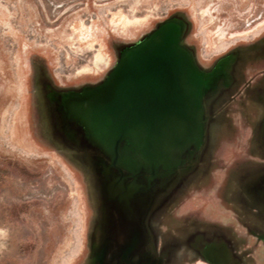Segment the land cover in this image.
I'll return each mask as SVG.
<instances>
[{
    "label": "rangeland",
    "instance_id": "rangeland-1",
    "mask_svg": "<svg viewBox=\"0 0 264 264\" xmlns=\"http://www.w3.org/2000/svg\"><path fill=\"white\" fill-rule=\"evenodd\" d=\"M172 18L188 21L184 42L198 66L249 44L264 50V0H0V264H87L97 242L111 244L112 222L95 221L106 190L86 176L97 179L95 171L60 150V137L51 138L37 78L44 68L61 86L97 82L115 65V47ZM98 53L106 62L96 65ZM263 69L264 60L247 64L233 98L218 96L225 80L203 69L211 82L200 142L169 155L155 175L139 162L136 176L127 171L125 201H108L138 194L135 203L145 206L137 245L152 246V264H264L263 177L253 180L249 203L239 192L251 184L243 173L264 163V132L256 131L264 108L244 94ZM44 96L56 113L58 104ZM197 230L204 233L186 244Z\"/></svg>",
    "mask_w": 264,
    "mask_h": 264
},
{
    "label": "water",
    "instance_id": "water-1",
    "mask_svg": "<svg viewBox=\"0 0 264 264\" xmlns=\"http://www.w3.org/2000/svg\"><path fill=\"white\" fill-rule=\"evenodd\" d=\"M189 28L188 21L177 18L161 21L140 40L121 49L115 65L100 83L65 92L63 96L60 109L65 118L80 124L87 140L121 174L128 171L130 176H136L139 162L144 160L155 175L169 155L200 142L206 109L203 91L211 80L184 42ZM38 88L44 121L52 138L50 112L39 84ZM149 144L154 145L152 152ZM125 180L117 177L111 182L107 189L111 200L123 198ZM133 186L134 182L129 191ZM97 213L95 221L100 217ZM112 217L105 221L113 224ZM97 243L87 264H108L111 244L105 241L104 247ZM121 263L131 264L129 258Z\"/></svg>",
    "mask_w": 264,
    "mask_h": 264
},
{
    "label": "flooded vegetation",
    "instance_id": "flooded-vegetation-1",
    "mask_svg": "<svg viewBox=\"0 0 264 264\" xmlns=\"http://www.w3.org/2000/svg\"><path fill=\"white\" fill-rule=\"evenodd\" d=\"M257 45L249 44L245 47L233 48L228 54L221 58H217L210 67L204 66L203 64L200 66L202 69L210 71L216 75V79L225 80L226 83L221 89H219L217 93L218 96L225 95L233 98L238 91L240 92V89L238 88L246 78L245 69L247 64H254L258 61L264 60V50L260 51L257 48ZM190 48L194 50L191 45ZM104 61L106 62V58L102 53L96 54V65H99ZM253 78L255 79H251L247 81V83H244V89L246 90L244 94L247 95V97H250V99L262 98V89H264V69L260 73H255V77ZM45 91L48 94V98L53 101V104H58L56 113L50 112V117L54 116V118H51L53 134L56 137L61 138V142H63L65 147L75 150L77 156L84 160V162L85 160L86 162H89L88 156L91 157L93 165L91 169L95 171V175H97V179L94 177V180H96V182L101 180V183L106 190V194H104L102 199L104 202L102 203L100 200L101 208L100 202L98 205V212L100 214L98 220L100 221L102 219L103 221L108 218V216L114 217V223L112 224L113 230L110 237L111 248L108 254V264H122L119 258L122 255L121 253L126 249H131L128 256L131 264H142L151 261L155 257V252L153 251L152 246L149 245L147 241L142 242L140 246L137 245L139 237L141 236V231L139 229L141 223L139 221L138 213L142 210L141 208L145 206L140 202H137L138 204L135 203V200H140L138 194L136 192L129 193L131 197L129 202L127 200L123 204L118 202V204L115 203L114 205H110V202H108L111 200L107 193L109 185L117 177H124L127 179V172L124 171V174H121L118 169L111 166L108 157L101 156L100 154L97 156L94 146L86 139V131L84 128L80 124L70 122L65 118L62 109H60V103H62L65 91H59L52 85H50L49 88L47 87ZM241 93H243V91H241ZM55 117H58V119H55ZM258 124L262 126L261 129L264 132V118H262ZM261 177H263L262 179L264 180V171L261 174ZM133 182L134 181L131 180L130 184H133ZM135 184L136 182H134V185ZM122 199L125 198L123 197ZM132 199L134 201L133 203L131 202ZM150 199L153 198L150 197ZM141 201H145L148 205V197ZM201 234L203 233L199 232L197 235ZM228 240L225 239L224 241L228 243Z\"/></svg>",
    "mask_w": 264,
    "mask_h": 264
},
{
    "label": "crops",
    "instance_id": "crops-1",
    "mask_svg": "<svg viewBox=\"0 0 264 264\" xmlns=\"http://www.w3.org/2000/svg\"><path fill=\"white\" fill-rule=\"evenodd\" d=\"M115 53L117 52L118 54L117 55H119V51H118V47H115ZM42 72V74H40L39 76H38V78H37V82H38V84L41 86V88H42V90H43V93L45 94V90L47 89V87L49 88V86L50 85H52V86H54L57 90H59V91H65V92H69V91H74V90H81V89H83L85 86H87V85H95V84H98V83H100L105 77H106V75H105V77H103L101 80H99V81H97V82H93V83H91V82H87V83H85V84H83V85H80V86H72V87H65V86H61V85H58V84H56V82L53 80L52 81V79H51V77L48 75V73L44 70V68H43V70L41 71ZM39 78H41V80L39 79ZM263 91H262V98H257L256 99V101L258 102V104L262 107V108H264V89H262ZM61 93V92H60ZM65 94V93H64ZM255 96V95H254ZM257 96V95H256ZM256 131L258 132V131H261V126L260 125H258L257 127H256ZM258 147L260 148V149H263L264 148V139L262 138V136L259 134L258 135ZM87 139V138H86ZM59 148H60V150L61 149H69V151H70V153L69 154H72L73 155V157H75L76 159H75V161L78 163V164H80V165H82V163L84 164H86L85 166L86 167H88L89 169H91V167L93 166L92 165V162H91V157L90 156H88V158H89V162H86V160H85V162L84 161H82V159H80L78 156H77V154H76V151L75 150H73L72 148H68V147H66L65 148V145L64 144H61V143H55ZM95 152H96V154H97V156L100 154L99 153V151L97 150V149H95ZM69 156H71V155H69ZM70 161V160H69ZM82 161V162H81ZM198 166V165H197ZM80 169V168H79ZM87 169V168H86ZM263 170H264V163L263 164H261L258 168H256V169H254V170H251V171H248V172H245V173H243V175H242V180H246V179H249L250 180V182H251V184L250 185H248L247 187H243V188H241L240 190H239V192H240V194L242 195V196H244V203H249V199H250V196H251V193H252V186H253V180H256L258 177H260V175L263 173ZM89 171V170H88ZM88 171L86 170L85 172H87L86 173V176L87 177H89L90 178V180H94V177H92V175L91 174H88ZM83 172V171H82ZM88 174V175H87ZM84 176V175H83ZM86 177H84V179H85ZM85 180H87V179H85ZM252 180V181H251ZM118 182H119V180H116L115 181V183H116V185H118ZM90 194V193H89ZM92 205H93V210H94V204H93V202H92ZM97 209V212H98V207L96 208ZM93 213H94V211H93ZM255 228L256 229H258V230H262V228H261V226L260 225H255ZM199 232H201V233H204V231H200V230H197L196 232H194V233H192L190 236H188L186 239H185V243L187 244H193V242L195 241V238H196V235L199 233Z\"/></svg>",
    "mask_w": 264,
    "mask_h": 264
},
{
    "label": "bare ground",
    "instance_id": "bare-ground-1",
    "mask_svg": "<svg viewBox=\"0 0 264 264\" xmlns=\"http://www.w3.org/2000/svg\"><path fill=\"white\" fill-rule=\"evenodd\" d=\"M99 30V29H98ZM82 31V30H81ZM94 32V31H93ZM83 35V34H82ZM86 36V35H85ZM100 37V36H99ZM93 38V37H92ZM91 39V38H90ZM115 45V44H114ZM99 60H101V59H99ZM109 60V59H108ZM225 62V61H224ZM107 63H109V62H107ZM153 148H154V145L153 144H149V147H148V149H149V151L150 152H152V150H153ZM171 165V164H170ZM92 188V187H91ZM252 188H254L253 186H252ZM258 188V187H257ZM252 191V193H251V195H253L254 194V190L252 189L251 190ZM261 243V242H260ZM262 244V243H261ZM225 252L227 253V255H229V251H228V249L227 248H225Z\"/></svg>",
    "mask_w": 264,
    "mask_h": 264
}]
</instances>
